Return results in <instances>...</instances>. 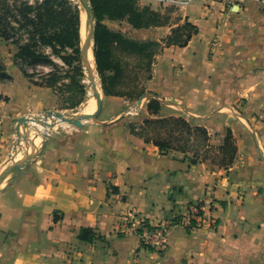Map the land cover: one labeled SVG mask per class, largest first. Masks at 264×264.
<instances>
[{
  "label": "crops",
  "instance_id": "crops-1",
  "mask_svg": "<svg viewBox=\"0 0 264 264\" xmlns=\"http://www.w3.org/2000/svg\"><path fill=\"white\" fill-rule=\"evenodd\" d=\"M139 3L166 23L106 21L160 42L139 72L144 94H104L96 118L38 147L29 138L25 149L36 156L0 190V264H264V0ZM187 22L197 28L188 42L167 43ZM19 46L0 36V165L20 118L85 100L62 84L68 78L47 84L29 75ZM151 99L161 102L158 113ZM171 115L206 127L215 147L231 130L232 162L220 164L217 150L194 162L190 151L161 149L140 134L147 118ZM192 202L206 204L207 219L190 229L179 218ZM142 221L167 225L164 250L130 228ZM83 227L96 232L93 241L80 239Z\"/></svg>",
  "mask_w": 264,
  "mask_h": 264
},
{
  "label": "trees",
  "instance_id": "trees-1",
  "mask_svg": "<svg viewBox=\"0 0 264 264\" xmlns=\"http://www.w3.org/2000/svg\"><path fill=\"white\" fill-rule=\"evenodd\" d=\"M90 3L96 20L94 54L105 94L140 97L145 90L142 88V84L140 86V82H138V80H141L139 72L149 69L153 57L160 47V42L133 38L121 30L110 28L105 21L125 19L134 27L144 28L162 25L166 23V19L163 18L161 12L152 9L149 5H141L139 0H90ZM0 5L5 8L0 12V36L8 39L9 23L7 21L6 0H1ZM18 7L22 19L25 17L33 24V28L28 30L33 41L22 44L17 42L20 44L18 55L29 65L37 63L53 64L55 70L48 76H44L48 79H44L42 82L52 84V82L68 78L70 79L69 83L62 84L77 90L78 93L85 96V89L81 80L77 79L76 75L71 72L75 69L73 60L79 53L78 46L81 42V20L77 6L70 0H42L35 4L23 2ZM196 30L195 25L187 22L174 28L172 34L166 38V42L184 45ZM36 38H39L41 42L39 44L40 48L37 46ZM42 44L50 45L52 52L59 55L68 65V68L66 69L57 64L48 53L43 51ZM68 47L73 49L72 52L67 50ZM132 60L135 61L133 65H131ZM3 68L4 66L0 61V77L6 76ZM28 73L33 76L29 71ZM160 108L161 102L159 100H150L148 109L152 113H158ZM167 123H177L180 131L201 134L205 146L211 150H207L204 156L200 151H194V162H197L198 157L207 158L214 150L218 151L220 164L227 165L232 162L236 147L231 130L227 131L224 144L215 147L210 142L211 137L206 127L193 124L182 116H169L167 118H147L140 134L146 140L153 141L161 149H178L188 152V148L175 146L171 138H155V136L150 135L149 127L161 128ZM172 130L177 129L174 127L171 128V132H173ZM79 237L82 240L93 241L96 232L91 227H83Z\"/></svg>",
  "mask_w": 264,
  "mask_h": 264
},
{
  "label": "rangeland",
  "instance_id": "rangeland-1",
  "mask_svg": "<svg viewBox=\"0 0 264 264\" xmlns=\"http://www.w3.org/2000/svg\"><path fill=\"white\" fill-rule=\"evenodd\" d=\"M42 0H6V10H8V16H7V21L9 23V36L13 37V41L12 42H19V43H31V41H33V39L31 38V35H29L28 30H31L33 28V24L31 22L28 21V19H26L25 17L22 19L21 14L19 13L18 9H19V5L23 2H28L30 4H35L37 2H40ZM75 6H77V8L79 9L80 12V20H81V29H82V13L85 9L84 4L80 1V0H70ZM82 4V5H80ZM81 6V7H80ZM5 10L4 6L0 5V12L1 10ZM83 11H82V10ZM109 21V20H108ZM105 21L107 23V25L112 28V29H116L118 28V23L116 22H108ZM111 21V20H110ZM113 21V20H112ZM95 27H96V20H95ZM120 30V28L118 29ZM94 35H95V30H94ZM37 46L40 48V40L39 38L35 39ZM94 36L93 39L91 41V44L94 48ZM85 42L82 39V33H81V42L78 46L79 48V53L76 55L77 57L73 60V65L74 68L71 72L72 74H75L77 79L81 80V83L84 86V91H85V100L78 106L72 107V108H67V109H60V110H49V111H45L43 113L37 114V115H33V116H29L30 118H37L40 119L42 121L40 122H34V121H28V124L25 125L24 123L21 124L20 128H21V140L20 143L16 145L12 148L10 156L7 158V160L0 165V190L3 189L4 187H6V185L8 184V180L9 178H11L14 174V168L16 167V165L18 163L23 162L28 156H29V152L31 153L32 151L25 149V145L28 144L29 142V138L31 134H34L33 132H38L41 131V126L43 125V121L46 119H51L50 123H55L56 127L54 129L50 130V134L56 131H63V130H69L72 128H76V124L74 123H68V122H62L57 116V118H54L53 114L55 112H62L64 114H67L69 117L71 118H80L82 116L85 115H89L92 113L97 112L98 110V106H97V98L96 96H92L90 94L89 91V85L86 82V78L88 76L89 78V73H88V68L87 65H85L83 59H82V48L84 46ZM50 45L48 44H42V49L45 50L46 47H48ZM67 50L69 52H72V48L68 47ZM53 53V52H52ZM55 56L60 57L59 55L53 53ZM61 58V57H60ZM57 64H59L61 67L64 68H68V65L64 66L58 62H56ZM95 63H96V59H95ZM42 71H44V69H42ZM96 71H97V76H98V80L100 83V87L98 92H100V95L103 98H105V92L103 90L102 87V79L97 67V63H96ZM100 78V79H99ZM91 97V98H90ZM91 102L94 104L95 109L94 112L89 113L86 110V106L88 105V103ZM87 104V105H86ZM82 107V108H81ZM85 110V111H84ZM84 111V112H83ZM87 114H86V113ZM53 113V114H51ZM85 113V114H83ZM89 113V114H88ZM83 114V115H81ZM133 115L136 114H126V116L133 118ZM53 116V117H51ZM172 116V115H171ZM169 116H163L162 118H167ZM94 118H89V119H85L84 122H88L89 120H92ZM176 127L177 130L171 132V128ZM179 125L177 123H167L166 125H164L161 128H156L151 126L149 127L150 129V135L151 136H155V138H171L172 143L175 146H182L185 148H188V150L191 153H194V151L198 150L201 152L202 156H204L207 153V150H211L209 147L205 146L204 142H203V137L201 136L200 133H188L186 131H180L178 129ZM148 129V130H149ZM19 138V135H18ZM46 137H39V139L41 140H45ZM202 140V143L200 144ZM24 149V150H23ZM23 151V152H21ZM25 151V152H24ZM20 152V153H19ZM22 153V154H21ZM25 153V154H23ZM17 154V156H16ZM22 155V156H21ZM24 155V156H23ZM24 157V158H23Z\"/></svg>",
  "mask_w": 264,
  "mask_h": 264
},
{
  "label": "built area",
  "instance_id": "built-area-1",
  "mask_svg": "<svg viewBox=\"0 0 264 264\" xmlns=\"http://www.w3.org/2000/svg\"><path fill=\"white\" fill-rule=\"evenodd\" d=\"M228 4H233L237 2L238 0H222ZM8 40L10 42L13 41V37L9 36ZM46 53H48L51 58L64 66H66L65 62L62 60V58L55 56L52 53V48L50 46L46 47ZM20 61L24 64H26V68H28V71L32 73L36 78H41L44 76H47L51 72L55 70V66L51 63H37L35 65H29L25 62L24 59L20 58ZM44 69V71H42ZM205 211H206V204L203 202H192L189 204L186 208V212L180 216L179 222L184 224L187 228H195L204 223V221L207 219L205 218ZM130 228L132 230L138 231L142 241L149 245L150 247L162 251L165 248L166 244V229L167 225H157L153 226L145 221L136 223L132 222L130 224Z\"/></svg>",
  "mask_w": 264,
  "mask_h": 264
},
{
  "label": "bare ground",
  "instance_id": "bare-ground-1",
  "mask_svg": "<svg viewBox=\"0 0 264 264\" xmlns=\"http://www.w3.org/2000/svg\"><path fill=\"white\" fill-rule=\"evenodd\" d=\"M80 5H82V4H80ZM91 25H92L91 24V15H88L87 16L86 11L84 10L83 13H82V29H81V31H82V39L84 40L85 43L88 42L87 40H88V36H89L90 30H91ZM87 68H88L89 78L87 76V78L85 80H86V82L89 85L90 94L92 96H94L98 92V90H99L100 83H99L98 76H97L96 63H95V58H94V53H93V48H92L91 42L88 45ZM85 108H86L87 112L90 111L89 113H92V112H94L95 106H94L93 103L89 102L88 105ZM85 113H83V114H85ZM83 114H81V115H83ZM53 116H54V118H57L55 114H53ZM53 116H51V117H53ZM36 120H40V119H36ZM60 120L62 121V119H60ZM36 122H38V121H36ZM50 122H51V119L50 118L44 120L43 121V125L40 128L41 131L38 132V130H37V132H33L34 134L29 135L30 138H32L33 140H35L34 141L36 143V146L34 145L35 147H38L39 146V143L41 142V139H39V137H42V136L44 137L45 134L49 133L51 129H54L56 127L55 123H53V122L50 123ZM35 147H34V149H35ZM21 152H23V151H21ZM23 154H25V153H23ZM16 156H17V154H16Z\"/></svg>",
  "mask_w": 264,
  "mask_h": 264
},
{
  "label": "water",
  "instance_id": "water-1",
  "mask_svg": "<svg viewBox=\"0 0 264 264\" xmlns=\"http://www.w3.org/2000/svg\"><path fill=\"white\" fill-rule=\"evenodd\" d=\"M83 4H84V7H85V11H86V14H87V16L88 15H91V30H90V33H89V36H88V42L87 43H85L84 44V46H83V48H82V59H83V61H84V63L87 65V52H88V45L90 44V42L92 41V39H93V36H94V30H95V16H94V13H93V10H92V6H91V3H90V0H80ZM92 48H93V46H92ZM93 53H94V48H93ZM94 57H95V54H94ZM95 96H96V98H97V106H98V110H97V112H95V113H92V114H89V115H85V116H82V117H80V118H71V117H69L67 114H64V113H62V112H55L54 114L58 117V118H60V119H62V121L63 122H68V123H74V124H76V125H82L83 123H84V120L85 119H89V118H96L98 115H99V113H100V111H101V109H102V97H101V95H100V92H97L96 94H95ZM51 114H53V113H51ZM37 119V118H36ZM35 118H30L29 116H24V117H22V118H20L19 119V126L22 124V123H24L25 125H27L28 124V121H34V122H36V121H38V122H40V121H42V120H36ZM43 123V122H42ZM54 126V125H53ZM21 130H20V128L18 129V135H19V138H18V140H17V145L20 143V140H21V137H20V135H21V132H20ZM49 134H50V132L49 133H47V134H45L44 135V137H46L45 139H47L48 138V136H49ZM16 145V146H17ZM34 156H36V154L35 155H29L23 162H21V163H18L17 165H16V167L14 168V174H13V176L11 177V178H9V180H8V184L12 181V179L21 171V169L28 163V161L31 159V158H33Z\"/></svg>",
  "mask_w": 264,
  "mask_h": 264
}]
</instances>
